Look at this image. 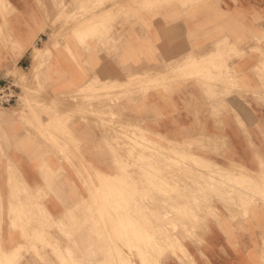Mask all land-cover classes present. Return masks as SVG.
Returning a JSON list of instances; mask_svg holds the SVG:
<instances>
[{
    "label": "crops",
    "instance_id": "obj_1",
    "mask_svg": "<svg viewBox=\"0 0 264 264\" xmlns=\"http://www.w3.org/2000/svg\"><path fill=\"white\" fill-rule=\"evenodd\" d=\"M96 2H104L98 13L77 21L66 36H56L51 25L59 23L58 10L62 6L69 18L79 7L90 9ZM114 3L111 7L110 0H0V74L5 71L14 74V70L27 73L33 63V46L47 43L49 55L36 74L30 73L32 77L37 76V80L31 78V85L39 90L34 96L37 100L54 104L53 111L46 109L35 116L0 113V264L54 261L49 247L41 250V242L34 241L41 224L49 225L50 218L64 220L70 217V211L74 217L87 215L93 189L87 171L92 167L112 173L104 125L97 123L95 114L88 109L74 112L73 104L67 102L72 95H83L82 85L94 75L123 80L131 74L160 69L165 62L186 54L203 57L217 42H230L228 46L243 56L242 59L224 60L220 70L210 66L201 73L204 78H200V85L189 78L187 82L181 80V119L178 118L181 122L177 129L194 138H209L208 147L201 151L209 152L217 165L222 163L225 174L232 173L228 168L230 163L237 164L243 179L252 183L256 178L258 184H263L264 103L251 91L260 86L257 79L260 71L256 76L254 69L258 65L262 67L259 60L264 55V44L256 43V38L261 37L259 32L264 21L255 22V18L264 14V0L177 2L162 5L159 11L140 17L131 15L129 19H123L118 10L126 8L123 0H114ZM111 8L115 9L112 13ZM107 14L113 15V20ZM91 23L102 24L104 28L99 27L96 36L80 43L73 29ZM155 60L161 65H155ZM196 75L194 72L192 76ZM224 77L228 79L226 83L222 82ZM230 78H234L232 82ZM234 82L239 89L250 92L239 97L234 94L232 100L226 93L218 96L217 103L212 97L207 99V91L209 97L218 89L227 92ZM154 90L152 87L146 92L131 94L129 112L119 117L120 112L117 113L116 119H129L154 130V108L172 105ZM115 104L122 106V101ZM191 107L198 110L197 115ZM57 110L59 115L55 114ZM105 110L99 112L103 119H106ZM171 121L161 113L158 117L161 134H168ZM55 136L57 142L51 139ZM221 199L231 202L229 197ZM248 199L247 194L232 198L234 210ZM211 206L217 210L219 222L211 220L204 234L205 244L193 246L195 264H263L260 252L264 249L261 213L264 210L255 211L260 213L256 223L239 218L230 222L229 211L223 203L214 200ZM259 206L264 207L261 203ZM12 222L17 227H12ZM23 231L27 236H23ZM43 233L50 234L51 230L45 228ZM63 247L60 243L59 248ZM198 248H201L200 256ZM34 249L41 258L34 255ZM165 264L179 262L171 258Z\"/></svg>",
    "mask_w": 264,
    "mask_h": 264
},
{
    "label": "rangeland",
    "instance_id": "obj_2",
    "mask_svg": "<svg viewBox=\"0 0 264 264\" xmlns=\"http://www.w3.org/2000/svg\"><path fill=\"white\" fill-rule=\"evenodd\" d=\"M110 1L111 7H114V0ZM193 1L194 0H189V2ZM177 2L187 3L188 0H123V6H125L126 8L122 7L118 10H120L119 13L123 17V19H129L131 15L140 17L141 15H144L147 12L153 13L154 11H159L162 5L170 6L176 4ZM103 5L104 2H101L100 4L96 2L90 9L83 10L79 7V13H77L76 16L77 20H72L74 19L72 15H69V18H66V10L63 8L62 5H60L62 6V8L58 10L59 23L51 25V28H53L54 32L56 33V36H66L67 31L71 30L72 26L75 25L77 21L92 17L93 14L98 13L100 11L99 9L103 8ZM110 10L112 13L115 9L111 8ZM107 15H109L108 19L113 20V15ZM104 18L105 16L102 17V20H104ZM258 21H264V14H262V17L255 18V22ZM255 26L257 28V24ZM99 27L104 28V25L100 24L99 26L94 24L93 30L90 33L89 37L96 36L95 34L99 32ZM258 27H261V25H259ZM83 34V32H74L75 38L80 43H85L86 41V38L82 39ZM259 35L261 37L256 38V43L260 42L264 44V25L262 28H260ZM252 38L253 37H251V39ZM220 44H222V47ZM223 44L229 45L230 42H217L215 44V48L210 51L219 52L222 54L221 58H219L221 60V63L217 66L219 69L224 64V60H240L243 57L233 51V49H231L232 46L227 45L226 47ZM220 47L223 49V51L220 49ZM256 51H258V49H256ZM48 55L49 54H46L45 57L41 60H33L32 68L28 70L27 73L23 70L13 71L14 75L18 78V84L23 86V90L20 93V99L17 104L9 106V108L0 107V113H6L9 116H11V114H25L24 110H27V107L29 105V102L26 99V97L29 95V87L34 89L33 96H35V94H37L39 91L37 87L31 85V78L37 80V76L35 75L32 77L30 73L32 72L33 68H35V71L39 70L40 67L43 66V64L45 63ZM223 55H226L227 57H224ZM263 58L264 56H262L260 62L264 61ZM175 60L176 59L168 61L170 62V64H168L167 66L165 64V66L171 69L173 65H175L174 67L176 68L178 64H176ZM154 64L161 65V63H159V61L157 60H155ZM262 64H264V62H261V65ZM179 66L181 68V64ZM258 66L254 70L256 72V76L258 75L257 72L260 71V74L258 76L259 78H257L260 86L258 89H255L251 92L255 96V98L260 99V101L262 100L264 103V65H262V67ZM217 67H214V69H217ZM160 69L163 70L165 68L163 67ZM135 75L136 74H131L127 77L133 79ZM201 75L202 74H199L198 72L196 76L191 75V78H188L191 80H196L195 82L200 85L202 84L200 78H204L202 77L203 75ZM96 77H94L95 79L90 85H88L89 81L84 83V86L87 85L86 91H88L85 92L86 96L93 95L94 93L97 94L98 91L101 90L102 93L100 94V97L103 98L106 94H113L115 92V79H111L109 77ZM188 78H181L179 80L170 81V84L166 88H161L159 91L156 89L154 90L156 94L160 93L162 95V98L169 99L168 101L172 105H170V107L168 108L167 106H165L164 108L160 107L158 109L154 108V117H156L154 120V126L156 127L155 129L158 130L154 129L151 132L154 131L160 133L158 117H161V113L163 112L164 117H168V119L170 118L172 121L169 124V128H171V130H168V134L162 135H166L167 137L173 136L177 140L171 142L167 139L161 140L160 142L163 143L164 146H161L158 149L159 151L157 153H154L152 144L150 148H142V145H144L145 143H141L139 145L136 141H133L134 144L137 143V145H134L132 148H129L124 142V139L126 137L122 136L123 140L121 139V137H116V134L121 135L122 133H116L115 130H126L127 133H130L129 127L131 129L133 128L131 126H128L127 123L119 121V119H116L115 117L119 112L120 113L118 114V117L119 115L122 116L123 113L126 111L129 112L128 106L131 101V95L119 94L114 96V99L118 101H107L108 103L106 102L105 105L109 112L106 113V119L101 118L99 114H95V120L98 121L97 123H102L105 127L104 138L105 143L110 148V153H107V156H110L108 160H110L112 166L111 171L123 172L126 177H122L121 179H119L116 184L113 183L110 184V186L101 185L99 186V188H96L100 180L95 175V171H91L96 168L91 167L89 169L90 176L88 174L86 176L90 178V186L93 189L90 192V202L89 206L87 205V211L85 212L87 215H78L73 217L74 219L68 217V219H64L63 221H51L50 218L49 225L41 224V232L38 234V237H34V241L37 240L38 242H41V250H44L47 246L49 247L50 255L54 258V261H52L50 264H123L122 262H120L121 256L117 255V251L119 249H126L124 233L122 231L117 232L118 235L111 238H108V233L113 236L110 223L114 221L112 219L117 218V209L121 207V205L125 204L126 208L129 209L131 213H133L134 211V215L130 216L129 218H132V220L134 218L135 220L134 228L136 230V235H145L149 233L152 235V240L154 242L156 239L160 241L164 234L171 233L170 230L173 228V223L176 224V229L173 231V233L178 236L181 243L187 249L189 255H183L180 250H176L174 252L167 250L162 255H160V261L162 264H165V262L171 260V258L177 259L179 264H195L196 258L194 256L193 246L201 247L205 244L204 234L205 232H207L208 224L211 220H213L215 223L219 222V217H217L218 212L211 206V202H213L214 200L223 203L225 208H227V210L229 211L227 217L230 222L231 220L239 218L244 220L246 223L251 221L256 223L257 218L260 215V213H257L259 212L258 210H264V207L261 208L259 206L260 203L261 205H264V181H261L263 184H258V179L255 178L254 182L250 183L251 181L249 179L245 177L244 179L242 178L240 174L241 167L237 164L232 163H230L228 166V168L232 170V173L223 174L225 173V166H223V164L221 163V165L215 167L214 165L217 164L215 163V161L212 160L213 158L210 159L211 154L209 152L201 151L202 149H206L208 147L207 144L209 142V138H194L192 136H187L185 133L181 134V130L179 131L177 129V125H179V123L181 122V120H178V118L181 119V82L187 80ZM233 79L234 78H230L229 81L231 80L230 82H232ZM133 81L136 82L135 80ZM134 82H130L129 80L127 81L128 84ZM193 82L194 81H192V83ZM99 85H102V87L97 90L96 87ZM227 90L228 91L226 93L229 95L228 97L230 100H232V96L235 97L234 94L241 96L242 94L244 95L245 93L250 92L249 90L239 89L235 83H232L231 88ZM206 96L207 99H211L212 97L215 103H217L218 95L215 91L212 93V96L210 95V97L207 91ZM87 97L92 101L96 99L94 97ZM119 100L122 101V106H119V104H115L116 102L118 103ZM68 101L73 105L76 101L81 103L80 100H74L71 96L69 97ZM87 104L88 103H85V105ZM76 105H74L73 108H75ZM191 108L192 110H194L193 113L197 115L198 110L194 107ZM80 111L81 109H79V112ZM110 115L112 117L109 119ZM214 115H216V112L214 113ZM133 124L135 126L132 130L139 133V131H136V128L138 127L137 124L135 122ZM173 128H175V130H173ZM143 133L148 138L153 137V135L149 134L148 132ZM142 153L148 155L151 160L139 159V156ZM217 154L223 156L222 153ZM154 159H157L156 163H153L152 160ZM148 161H151L152 165L148 166L147 163H145ZM143 164H146V166L144 167ZM207 164L210 165V170H215L217 174L219 173V170L217 169H220L221 175L223 176H221L220 179H215L212 178V176H208L207 172H209V169L207 168ZM141 168H145V170ZM146 170H148V173H150V170L152 171L151 177H149L150 175L145 172ZM147 174L148 179L146 178V180L144 178L145 176H147ZM137 175L138 177H136ZM142 177L144 178L142 179ZM210 177L212 178V180ZM164 180L165 182H163ZM145 181L148 182L146 183ZM233 183H236V185H233ZM168 184L173 186L169 187ZM123 186L125 190L123 191V194H121L120 188ZM213 187L215 188L213 189ZM153 192L155 194H153ZM242 194L249 195L250 199L246 200L245 202H241L239 204L240 206H238L239 209L235 211V200L233 201L232 198H236L237 196H240ZM103 196H105V199L103 198ZM223 197H229L231 202L226 203L221 199ZM112 198H115V200L117 198L115 203L111 202ZM120 198L122 199L121 201ZM225 203L227 204V206L225 205ZM256 210L257 212L255 213ZM261 213H263L264 215V212ZM249 219H251V221ZM12 227H17V224L12 222ZM45 228L51 230V233H43V230ZM107 230L109 232H107ZM144 231L146 232L144 233ZM22 234L23 236H27L26 231H23ZM153 241L151 242V246L148 251L150 254L155 255L157 253V250L153 244ZM60 243H63L64 247H69L72 250L71 255L66 256L65 258H60L58 256V250L61 249L59 248ZM34 251V255L37 257L39 256V258H41L40 254L38 253V250L34 249ZM198 251V256H200L201 248H198ZM260 253V257H263V259L261 258L260 261L262 262L263 260L264 262V249ZM116 257L118 261L117 259H115ZM108 259H115V261H109ZM41 260L44 261V259ZM134 261L136 262V264H141L137 255L134 256ZM46 264L49 263L46 262Z\"/></svg>",
    "mask_w": 264,
    "mask_h": 264
},
{
    "label": "bare ground",
    "instance_id": "obj_3",
    "mask_svg": "<svg viewBox=\"0 0 264 264\" xmlns=\"http://www.w3.org/2000/svg\"><path fill=\"white\" fill-rule=\"evenodd\" d=\"M184 1V0H183ZM187 1V0H186ZM195 1V0H194ZM189 2V0H188ZM183 4V3H182ZM77 13H79L78 10H76L75 12L72 13V17H74V19L72 20H77L76 16H77ZM93 25L94 24H89V25H85V26H82V27H75L73 29V33L76 31L78 32H83V36H82V39H85V38H88L90 36V33L92 32L93 30ZM89 31V32H88ZM33 42V41H32ZM30 45V44H29ZM221 47H222V44H220ZM219 45V46H220ZM224 46L227 47L228 44H223ZM220 47V49L223 51V49ZM218 51V50H217ZM221 51V52H222ZM50 50H49V47L47 46V43H43V45L41 46H36L34 45L33 46V53H32V59L34 61H37V60H41L42 58L45 57L46 54H49ZM221 53L219 52H208L207 54H205L203 57H200V58H195L193 55L191 54H186L185 56L183 57H180V58H177L175 61H176V64H178V66L181 64V68L180 66L175 68L173 65V67L170 69L168 67H166L168 64H170V62H165L162 66V68L164 67L165 69H157V70H154V71H147V72H144V73H139V74H136L133 79L127 77L123 80H115V83H114V86L116 87L115 89V92L113 94L109 93V94H106L105 97H100V94L102 93L101 90L98 91V93H94L93 95H87L89 97H94L96 98L95 100H90L86 95H85V92H88L86 91V86H84V84L82 85L81 89H82V93L83 95L81 96H76V95H72V99L74 100H80V102L76 101L74 105H76L75 108H73V111L74 112H79V109H81V111L85 110L87 111H90L91 114H99V112H102V109L103 108H106V102H112L114 101L115 97L117 94H121V95H131L133 94L134 92H146L148 89L150 88H155V89H160V88H166L169 84H170V81H175V80H179L181 78H188L190 77L191 75L194 74V72H196V74L199 72V74H201L202 72H204L205 70H209V67L212 66L213 68L214 67H217L220 63H221V60L219 58H221ZM220 56V57H219ZM224 56V55H223ZM264 56V55H263ZM223 59V57H222ZM264 59V58H263ZM260 61V60H259ZM261 62H264V61H261ZM260 62V63H261ZM33 64V63H32ZM166 64V66H165ZM264 65V64H262ZM220 67V66H219ZM32 68V67H31ZM225 68H227V66H225ZM217 69H219L217 67ZM220 70V69H219ZM32 71L36 72L35 71V68L32 69ZM181 72H182V76H181ZM94 77H96L95 75L93 76V78L91 80H89L88 82V85H90L92 83V81L95 79ZM222 77V75H221ZM97 78V77H96ZM226 79L222 80V82L224 81V83H226V81H228L227 77H224ZM130 81V82H134L133 80H135L136 82L134 83H131V84H128L127 81ZM236 84V82H234ZM102 87V85H99L96 87V89H100ZM20 88L21 90H23V86L20 85ZM95 88V87H94ZM231 88V87H230ZM236 88V87H235ZM29 95L26 97V99L28 100L29 102V105L27 107V110H24L25 113H30L31 115H36V114H39L40 112H45L46 109H50V111H53L52 110V107L54 108V104L53 103H50V104H43L41 101L37 100L34 96H33V93H34V89L29 87ZM170 89V88H169ZM168 89V90H169ZM176 89V88H175ZM217 95L218 96H224V94H226V91L222 90V89H218L216 91ZM170 95V94H169ZM239 97V96H238ZM98 98V99H97ZM170 98V97H169ZM69 99V98H68ZM67 99V102H69ZM115 101H118V100H115ZM66 102L67 105H69L68 103ZM107 102V103H108ZM80 103V104H79ZM85 103H88L87 105H85ZM121 104V103H120ZM127 104V103H126ZM192 104V103H191ZM195 104V103H194ZM72 105V106H74ZM61 106V104H59V107ZM80 107V108H79ZM88 107V108H87ZM185 107V106H183ZM208 107V106H207ZM60 109V108H59ZM58 109V110H59ZM55 111V114L56 115H59L58 113H60V111ZM105 112H109L106 108ZM72 113V112H71ZM252 113V112H251ZM112 115V114H111ZM110 115L109 119L112 117ZM128 115V114H127ZM9 116V115H8ZM136 116V115H135ZM258 119V118H257ZM124 123H127L128 126H131L133 127L132 129H134V124L133 122H131L129 119H126V120H122ZM40 125V123H38ZM137 124V128H136V131H139V133L135 132L134 130H132L130 127H129V131L130 133H127L126 130H119V131H116L115 132H120L121 135H118L116 134V137L119 138L121 137L122 139V136L123 137H126L124 139V142L125 144L129 147V148H132L134 145H137V143L140 145L141 143H145L144 145H142L143 147L142 148H150L151 147V144L153 145V149H154V153H157L159 150V148L161 146H164L163 143H161L160 141L163 140V139H167L168 141H177L173 136H170V137H167L166 135H162L161 133H157V132H151L150 130H148L146 127H142L140 123H136ZM44 127V126H43ZM115 127V126H114ZM259 127V126H258ZM264 127V126H263ZM38 128L41 130L43 129L41 126H38ZM116 129V128H115ZM143 132H148L149 134H152L153 137L152 138H148ZM200 132V131H199ZM202 133V132H201ZM204 133V132H203ZM206 134V133H205ZM210 134V133H209ZM51 139H53L54 142H57V137H52ZM123 140V139H122ZM133 141H136L137 143L134 144ZM146 141V142H145ZM141 148V149H142ZM176 149V148H175ZM103 151V150H102ZM263 156V155H262ZM223 157V156H222ZM139 159H148V160H151L149 158L148 155H145V154H140L139 156ZM226 159V158H225ZM230 160V159H229ZM153 163H156L157 159H154L152 160ZM233 161V160H232ZM236 161V160H235ZM140 162V161H139ZM144 163V161H143ZM147 163L148 166L152 165V162L151 161H148V162H145ZM165 163V162H164ZM209 163V162H208ZM135 164V163H134ZM210 164V163H209ZM130 165V164H129ZM139 165V164H138ZM143 166L145 167L146 164H143ZM142 166V167H143ZM154 166V164H153ZM152 166V167H153ZM215 167L218 166V165H214ZM138 167V166H137ZM245 167V165H244ZM207 168L209 169V172H207V175L208 176H212V178H221V171L220 169H217L219 170V173L217 174V172L213 169L210 170V165L207 164ZM132 169V168H131ZM141 169H144L145 168H141ZM152 169V168H151ZM163 169V168H162ZM250 169V168H249ZM175 170V169H174ZM90 170L87 171V174L90 176ZM91 171H95V175L99 178V184L97 185L96 188H99V186L101 185H106V186H110V184H113V183H117L119 179H121L122 177H126V175L123 173V172H112V173H105L103 171H98L96 169L94 170H91ZM255 171V170H254ZM145 172L148 173V170H146ZM156 172V171H155ZM137 173V172H136ZM142 173V171H141ZM158 173V172H157ZM151 177V174H152V171L150 170V173H148ZM148 174L147 176L142 177V179H146L148 177ZM155 174V173H154ZM225 174V173H223ZM131 175V174H130ZM143 175V174H142ZM156 175V174H155ZM214 175V176H213ZM134 176V175H133ZM153 176V175H152ZM157 176H160V175H157ZM226 176V175H225ZM232 176V175H231ZM129 177V176H128ZM138 177V175L136 176ZM140 177V176H139ZM156 177V176H155ZM134 178V177H133ZM141 178V177H140ZM159 178V177H158ZM211 178V177H210ZM211 178V180H212ZM226 178V177H225ZM138 179V178H137ZM148 179V178H147ZM146 179V180H147ZM153 179V178H152ZM155 179V178H154ZM162 179V178H161ZM231 179V178H230ZM141 180V179H140ZM139 181V180H138ZM143 181V180H142ZM150 181V180H149ZM154 181V180H153ZM225 181V180H224ZM146 182V181H145ZM148 182V181H147ZM146 182V183H147ZM165 182V180L163 181ZM174 182V181H173ZM178 182V181H177ZM183 182V181H182ZM150 183V182H149ZM159 184V183H158ZM165 184V183H163ZM180 184V183H179ZM178 184V185H179ZM182 184V183H181ZM186 184V183H185ZM212 184V183H211ZM223 184V183H222ZM239 184V183H238ZM169 185V184H168ZM189 185V184H188ZM221 185V184H220ZM233 185H236V183ZM154 186V185H153ZM170 186H173V185H169ZM175 186V184H174ZM182 186V185H181ZM180 186V187H181ZM157 187V186H156ZM184 187V186H183ZM219 187V186H217ZM176 188V187H175ZM215 187H213L214 189ZM172 189V188H171ZM183 189V188H182ZM186 189V188H185ZM217 189V188H216ZM255 189V188H254ZM125 190L124 186L120 188V192L121 194H123V191ZM148 190V189H147ZM156 190V189H155ZM179 190V189H178ZM107 191V190H106ZM145 191V190H144ZM217 191V190H216ZM245 191V190H244ZM155 192V191H154ZM153 192V194H155ZM167 192V191H166ZM179 192V191H178ZM106 193V192H105ZM120 194V195H121ZM189 194V193H188ZM194 194V193H193ZM215 194V193H214ZM166 195V193H165ZM184 195V193H183ZM255 195V194H254ZM257 195V194H256ZM96 196V195H95ZM97 197V196H96ZM122 197V196H121ZM186 197V196H185ZM103 198L105 199V196H103ZM213 198V197H212ZM98 199V198H97ZM250 199V198H249ZM94 200V199H93ZM117 200V198H116ZM115 198H112L111 202H116ZM122 199L120 198V201ZM195 200V199H194ZM12 201V200H11ZM196 201V200H195ZM85 201H82V203H84ZM138 202V201H137ZM167 202V201H166ZM131 203V202H130ZM133 205V204H132ZM105 206V205H104ZM116 206V205H115ZM113 207V206H112ZM132 207V206H131ZM130 207V208H131ZM110 209V208H109ZM133 209V208H132ZM111 210V209H110ZM135 210V209H134ZM134 213V211H133ZM133 213L130 212L129 209L126 208V204L125 205H121V207H119L117 209V218H114L112 220L111 223H110V226H111V231L113 232V236H111L110 233H108V238H111V237H114L117 234V232H120L122 231L124 233V239H125V246H126V249H119L117 252L118 254L117 255H120V259L119 261L122 262L123 264H136V262L134 261V256L137 255L139 260H140V263L141 264H162L161 261H160V255H162L164 252H166L167 250H170L172 252L176 251V250H180L182 252L183 255H186L188 253L187 249L185 248V246L181 243L180 239L178 238V236L176 234L173 233V231L176 229V224L173 223V228L170 230L171 233L169 234H164L162 236V238L159 240H155V242L152 240V235L151 234H145V235H139L137 234L136 235V230L134 228V218L132 220V218H129L130 216L134 215ZM69 214V213H68ZM67 214V215H68ZM70 217L71 219H74L72 212L70 211ZM69 217V215H68ZM68 217H66V219H68ZM28 219V218H27ZM60 220H63L60 218ZM153 221V220H152ZM156 222V221H155ZM161 230V229H160ZM41 232V231H40ZM107 232H109L107 230ZM146 231H144L145 233ZM154 242V246L156 247V250H157V253L155 255H152L149 253V248L151 246V242ZM72 253V250L69 248V247H63L61 249L58 250V256L60 258H65L66 256H69L71 255ZM109 253V252H108ZM113 257V256H112ZM117 259V257L115 258ZM112 260V259H108L109 261L112 260V261H115ZM118 261V259H117ZM110 263V262H109ZM116 263V262H114ZM118 264V263H117Z\"/></svg>",
    "mask_w": 264,
    "mask_h": 264
},
{
    "label": "built area",
    "instance_id": "obj_4",
    "mask_svg": "<svg viewBox=\"0 0 264 264\" xmlns=\"http://www.w3.org/2000/svg\"><path fill=\"white\" fill-rule=\"evenodd\" d=\"M18 78L9 71L0 74V107L17 104L21 93Z\"/></svg>",
    "mask_w": 264,
    "mask_h": 264
}]
</instances>
